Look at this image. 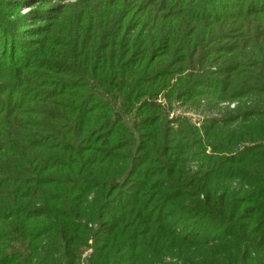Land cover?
I'll list each match as a JSON object with an SVG mask.
<instances>
[{"label": "rangeland", "instance_id": "obj_1", "mask_svg": "<svg viewBox=\"0 0 264 264\" xmlns=\"http://www.w3.org/2000/svg\"><path fill=\"white\" fill-rule=\"evenodd\" d=\"M249 4L0 0V264H136L161 213L212 264H264V95H228L259 73L240 62L264 13L247 34L219 20Z\"/></svg>", "mask_w": 264, "mask_h": 264}, {"label": "trees", "instance_id": "obj_2", "mask_svg": "<svg viewBox=\"0 0 264 264\" xmlns=\"http://www.w3.org/2000/svg\"><path fill=\"white\" fill-rule=\"evenodd\" d=\"M260 0H249V5L241 8H236L235 10L230 11L229 13H224L220 15L219 20L221 21L222 17L229 18L233 17V21H236V25L234 26L235 28L238 27L239 30H242V28H246V34L251 33L252 31V24L255 22L257 15L263 14L264 13V5H252V2H256ZM29 13V12H28ZM261 14V15H262ZM224 15V16H223ZM261 16L260 18H262ZM223 22V21H222ZM220 23V22H219ZM241 27L239 28V26ZM254 25V24H253ZM256 25V22H255ZM261 25V24H259ZM256 25V26H259ZM255 26V27H256ZM262 26H259V29H261ZM243 33V32H241ZM244 33V34H245ZM255 34H253L254 36ZM247 37V42L244 46V49H247L245 52L247 55H243L240 65H243L242 60L246 58L245 64L251 65L255 70H257L259 73L255 74L253 78H248L245 76H242L237 71L236 73L233 74V77L231 78V82H229V86H231L232 93L228 94L230 98L235 97H241L242 94H246L244 92H249V94L253 93H259L260 97H262V93L264 95V34H257L256 37L252 38L251 36H245ZM244 37V38H245ZM239 47V46H238ZM243 49V45H242ZM240 65L239 68L241 67ZM244 73V72H243ZM246 73V72H245ZM112 82V81H111ZM221 83V82H220ZM224 82H222L223 84ZM248 94V93H247ZM246 94V95H247ZM262 100L264 99L261 98ZM231 136H237L234 132L230 134ZM242 136V135H241ZM245 136H247V133L244 132L243 137L245 139ZM233 138V137H232ZM184 183V182H182ZM182 185H179V188H177L178 192H176V196L183 199V201L188 202L186 205L187 208H192V209H197L199 207H202L203 210H206L207 212L210 213V210L206 207H209L215 202L216 198H213L211 195H206L203 196V198H200L199 195L202 193L197 192L190 194L192 192H187L188 190H184L181 188ZM184 188L188 187V184L183 185ZM186 189V188H185ZM184 190V192H183ZM140 204V203H139ZM137 204V205H139ZM159 213V212H158ZM210 213L209 215H211ZM139 217L140 213L136 209L134 211V218ZM158 218L153 219V218H148L146 224H148V234H147V239L141 238L138 240V234L139 233H134L135 237L131 238L134 242L133 247H132V252L134 253V260L136 264H142L145 260L149 258H146V255L143 258L144 255V250L143 248L146 249V252H149L148 255L156 252L157 251H165V256H174L177 258H181L182 264H212V258H211V250L213 248H208V245L210 243H205V240H203L200 237L197 238H190L187 236H184L180 233H176L175 231L171 230L169 225L170 224L169 220H167V216L163 215L162 213L157 216ZM120 221V218H119ZM133 221V220H131ZM113 222V221H111ZM134 224V222H133ZM103 227H115L112 226L113 223L110 224V221H105L102 223ZM136 225V224H135ZM161 226V228H159ZM128 237V236H127ZM127 237H124L120 240V243H122ZM203 240V241H202ZM143 241V242H142ZM146 242V243H145ZM199 246V247H204V250H199V255L201 258L195 259V255L197 252L195 251H190L189 247L191 246ZM145 246V247H143ZM194 246V248H195ZM218 247V246H217ZM104 250V248H103ZM108 252H106L107 254ZM114 259V254H112ZM153 256V254H152ZM111 259V261H112ZM102 261L101 264L105 261H110V258L104 257L103 253L98 255H94V258L91 260L93 264L95 261ZM153 261V260H152ZM154 262V261H153ZM152 263V262H151ZM98 264V263H97ZM100 264V263H99ZM215 264V263H214ZM231 264H239L237 261H232Z\"/></svg>", "mask_w": 264, "mask_h": 264}, {"label": "bare ground", "instance_id": "obj_3", "mask_svg": "<svg viewBox=\"0 0 264 264\" xmlns=\"http://www.w3.org/2000/svg\"><path fill=\"white\" fill-rule=\"evenodd\" d=\"M30 10L25 7L22 9L21 14L28 13V12H30Z\"/></svg>", "mask_w": 264, "mask_h": 264}]
</instances>
